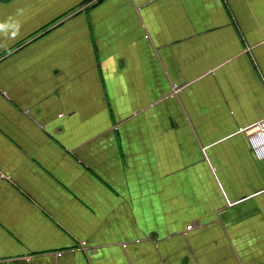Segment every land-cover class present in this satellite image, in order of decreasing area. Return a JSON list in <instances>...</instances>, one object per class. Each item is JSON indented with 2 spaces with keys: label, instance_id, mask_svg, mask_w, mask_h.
<instances>
[{
  "label": "crops",
  "instance_id": "1",
  "mask_svg": "<svg viewBox=\"0 0 264 264\" xmlns=\"http://www.w3.org/2000/svg\"><path fill=\"white\" fill-rule=\"evenodd\" d=\"M262 122L264 0H0V264H264Z\"/></svg>",
  "mask_w": 264,
  "mask_h": 264
},
{
  "label": "built area",
  "instance_id": "2",
  "mask_svg": "<svg viewBox=\"0 0 264 264\" xmlns=\"http://www.w3.org/2000/svg\"><path fill=\"white\" fill-rule=\"evenodd\" d=\"M172 96L179 92V88L174 86ZM250 146L255 154L264 157V122L259 124L252 132H246Z\"/></svg>",
  "mask_w": 264,
  "mask_h": 264
}]
</instances>
